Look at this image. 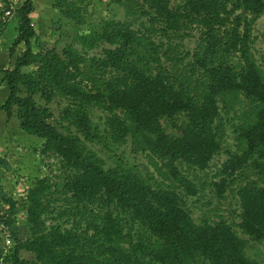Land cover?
<instances>
[{
    "label": "trees",
    "instance_id": "1",
    "mask_svg": "<svg viewBox=\"0 0 264 264\" xmlns=\"http://www.w3.org/2000/svg\"><path fill=\"white\" fill-rule=\"evenodd\" d=\"M94 2L52 6L84 27ZM100 3L98 21L60 48L35 30L34 0L17 8L0 112L61 158L64 174L35 176L20 194L0 180L12 264H264L223 215L197 223L186 201L207 188L219 199L233 193L236 226L264 241V64L252 51L264 0ZM54 101L65 102L57 115ZM128 143L145 164L117 152ZM221 152L220 168L201 180ZM59 193L67 208H57Z\"/></svg>",
    "mask_w": 264,
    "mask_h": 264
},
{
    "label": "rangeland",
    "instance_id": "2",
    "mask_svg": "<svg viewBox=\"0 0 264 264\" xmlns=\"http://www.w3.org/2000/svg\"><path fill=\"white\" fill-rule=\"evenodd\" d=\"M94 6L89 8L91 15H88V24L84 27H79L63 18L57 8L52 6L53 0H34L35 10L31 13V18L35 30L40 35V39L46 47H51L55 40L58 42V47L71 42L75 33H84L89 30V24H95L98 21L99 13L104 8L100 1L107 2L108 0H94ZM183 0H171L172 5L181 3ZM100 3V4H99ZM19 17L15 15L8 25V30L3 33L2 45L0 53H5L6 49L17 35V22ZM2 34V33H1ZM255 42L253 45V54L257 62L264 64V15L257 20L253 28ZM101 46L103 43H99ZM78 46L77 44H75ZM98 49V48H97ZM96 52V49L93 51ZM65 105V102L54 101L50 106L55 115L58 114L60 108ZM104 113L93 108L91 119L94 123L103 127ZM1 119L3 126L0 129V180L3 190L12 192V188H16V192L20 194L24 189L32 184V179L35 176H49L51 182H61L63 177V168L61 167V158L52 153L42 152V140L25 134L18 127V121L13 116L6 119L2 112ZM229 146L234 147L232 139ZM100 156L106 157L107 153L99 148H96ZM117 152L124 156L127 160L133 163L145 164L146 160L142 154H133L130 149V144L123 145L118 148ZM226 159L225 152L215 155L210 162L209 168L200 174V179L204 180L212 177L220 168L223 161ZM109 163V162H107ZM15 192V193H16ZM57 195V194H56ZM59 198L56 201L58 209L67 208V203L63 201L64 194H58ZM187 207L190 209L195 222L199 223L202 216L215 218L217 215H223L231 222L234 229L241 237L247 238L248 243L246 252L250 257L264 261V241L258 242L250 239L247 235L240 232L236 226L238 217L233 211L237 209V197L230 192H225V198L219 199L205 189L202 196L187 197ZM63 220V219H62ZM71 219L64 222L63 226L67 227L71 224ZM48 223V222H47ZM26 231L25 225L19 227V233ZM23 259L30 260L32 254L27 251H22Z\"/></svg>",
    "mask_w": 264,
    "mask_h": 264
},
{
    "label": "built area",
    "instance_id": "3",
    "mask_svg": "<svg viewBox=\"0 0 264 264\" xmlns=\"http://www.w3.org/2000/svg\"><path fill=\"white\" fill-rule=\"evenodd\" d=\"M23 2L24 0H0V36ZM7 209V204L0 198V264H12L10 256L15 244L12 228L5 218Z\"/></svg>",
    "mask_w": 264,
    "mask_h": 264
},
{
    "label": "crops",
    "instance_id": "4",
    "mask_svg": "<svg viewBox=\"0 0 264 264\" xmlns=\"http://www.w3.org/2000/svg\"><path fill=\"white\" fill-rule=\"evenodd\" d=\"M8 25L9 24H7L5 26V28L3 29L2 34L0 36V51H1V45H2L1 43H2V39H3V33L5 30H8ZM10 66H11V58L9 57L8 48H7L5 53L4 52L0 53V81L3 77V71L5 69L9 68ZM8 94H9L8 88L0 83V105L2 103H4ZM0 115H2V112H0ZM1 123H3V122H2V119L0 116V129H1V126H3V124H1ZM21 258H22V256H21Z\"/></svg>",
    "mask_w": 264,
    "mask_h": 264
}]
</instances>
